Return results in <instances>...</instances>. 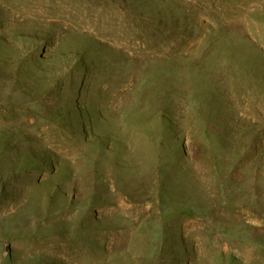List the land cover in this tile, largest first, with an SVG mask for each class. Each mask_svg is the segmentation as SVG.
<instances>
[{"label":"rangeland","instance_id":"374dc122","mask_svg":"<svg viewBox=\"0 0 264 264\" xmlns=\"http://www.w3.org/2000/svg\"><path fill=\"white\" fill-rule=\"evenodd\" d=\"M0 264H264V0H0Z\"/></svg>","mask_w":264,"mask_h":264},{"label":"bare ground","instance_id":"6f19581e","mask_svg":"<svg viewBox=\"0 0 264 264\" xmlns=\"http://www.w3.org/2000/svg\"><path fill=\"white\" fill-rule=\"evenodd\" d=\"M103 15V14H102ZM99 21V20H98ZM103 22V21H102ZM103 31V30H102Z\"/></svg>","mask_w":264,"mask_h":264}]
</instances>
